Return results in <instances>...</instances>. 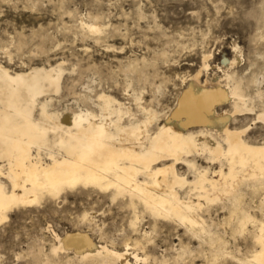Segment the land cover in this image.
<instances>
[{"label": "rangeland", "instance_id": "rangeland-1", "mask_svg": "<svg viewBox=\"0 0 264 264\" xmlns=\"http://www.w3.org/2000/svg\"><path fill=\"white\" fill-rule=\"evenodd\" d=\"M80 18L99 21L102 32L81 30ZM235 55L240 61L234 68L249 82L247 91L264 88V0H0V64L18 71L61 62L59 90L40 97L49 98L48 108L57 112L96 109L95 96L103 90L135 116L142 115L141 105L165 113L191 75L199 70L201 79L221 75L223 58ZM245 116H236L232 125L248 126L250 141H264V121L254 112ZM242 191L243 204L264 209V187L244 185ZM126 201L77 188L15 207L0 222V264H95L74 251L51 252L53 232L75 230L118 249L139 239L144 249H129L147 255L138 264H242L233 256L246 255L253 246L254 226L239 231L223 201L201 211L217 224L232 255L214 261L206 238L192 236L177 222L154 220L141 206L135 208L134 229ZM255 208L252 214L262 217Z\"/></svg>", "mask_w": 264, "mask_h": 264}, {"label": "bare ground", "instance_id": "bare-ground-1", "mask_svg": "<svg viewBox=\"0 0 264 264\" xmlns=\"http://www.w3.org/2000/svg\"><path fill=\"white\" fill-rule=\"evenodd\" d=\"M79 27L102 32L99 21L80 18ZM239 61L238 55L224 57L221 75L201 79L197 71L173 107L160 113L141 105L140 117L103 90L95 96L97 105L93 101L96 109L50 110L49 98L40 97L59 90L61 62L18 71L0 64V222L15 207L57 199L66 190H95L127 199L134 229L135 208L141 206L154 220L177 222L192 236L206 238L214 261L232 255L217 224L201 211L223 201L239 231L254 226L249 253L233 257L264 264V209L242 203V186L264 187V141H250L248 126L232 125L236 116L253 112L264 121V88L247 91L249 82L234 68ZM254 208L262 217L252 214ZM53 239L52 253L74 251L95 264H138L147 258L129 250L144 249L139 239L124 240L120 249L96 243L82 230L53 232Z\"/></svg>", "mask_w": 264, "mask_h": 264}]
</instances>
